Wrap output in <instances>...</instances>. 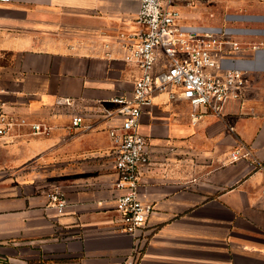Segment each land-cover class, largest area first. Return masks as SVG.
<instances>
[{
	"label": "crops",
	"instance_id": "1",
	"mask_svg": "<svg viewBox=\"0 0 264 264\" xmlns=\"http://www.w3.org/2000/svg\"><path fill=\"white\" fill-rule=\"evenodd\" d=\"M233 5L223 28L259 45L221 60L244 72L242 97L217 115L154 96L139 188L153 212L127 234L113 211L115 122L101 111L140 75L123 42L139 30L138 2L0 0V100L29 122L0 137V264H264V0ZM78 114L96 126L73 129ZM32 123L51 131L33 135ZM242 147L250 155L232 162Z\"/></svg>",
	"mask_w": 264,
	"mask_h": 264
},
{
	"label": "built area",
	"instance_id": "2",
	"mask_svg": "<svg viewBox=\"0 0 264 264\" xmlns=\"http://www.w3.org/2000/svg\"><path fill=\"white\" fill-rule=\"evenodd\" d=\"M4 1V0H3ZM137 32L123 38L127 51L125 60L134 64L140 75L132 90L113 98L111 106L104 107L101 117L114 121L108 128L113 144L112 156L117 180L113 184V211L116 230L132 234L145 226L153 212V205L139 196L141 176L153 166L149 140L141 132L144 113L153 104L157 94L165 93L171 100L188 102L194 109H205L219 115L223 104L240 100L244 88V72L226 68L221 60L238 57L259 45L243 38H235L226 30L210 31L182 24V10L210 0H136ZM66 99L59 105H70ZM0 100V137L29 125L25 117L9 114ZM86 116L73 117V129L92 130L96 122L84 124ZM33 135H48L51 127L44 123L30 124ZM245 148L231 152V161L246 158ZM264 169V162L258 163ZM264 196V188L262 190ZM63 213L67 201L61 192L49 195Z\"/></svg>",
	"mask_w": 264,
	"mask_h": 264
},
{
	"label": "rangeland",
	"instance_id": "3",
	"mask_svg": "<svg viewBox=\"0 0 264 264\" xmlns=\"http://www.w3.org/2000/svg\"><path fill=\"white\" fill-rule=\"evenodd\" d=\"M235 0H210L200 3L192 8L182 10V24L191 28L221 29L229 24L231 20L230 9H233ZM237 10H242L236 7Z\"/></svg>",
	"mask_w": 264,
	"mask_h": 264
}]
</instances>
